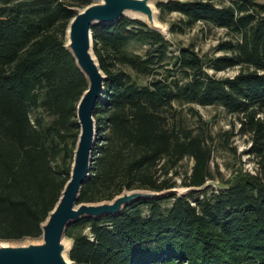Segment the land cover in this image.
Here are the masks:
<instances>
[{"label": "trees", "instance_id": "16d2710c", "mask_svg": "<svg viewBox=\"0 0 264 264\" xmlns=\"http://www.w3.org/2000/svg\"><path fill=\"white\" fill-rule=\"evenodd\" d=\"M93 2L0 0V240L41 238L70 178L80 134L77 106L88 81L66 35L72 18ZM156 6L181 15L173 32L202 22L232 37L219 43L222 55H202L193 44L173 53L167 37L141 19L93 25L106 81L78 204L111 200L124 190L171 189L176 181L158 171L167 174L170 162L186 156L195 163L185 186L213 178L205 139L167 127L165 111L174 102L242 114L260 169H238L217 189L138 199L116 215L73 221L65 233L72 239L68 255L75 264H264V2L163 0ZM133 40L147 46L144 54L126 52ZM116 62L149 81L139 83ZM236 67L228 77L209 71Z\"/></svg>", "mask_w": 264, "mask_h": 264}, {"label": "water", "instance_id": "95a60500", "mask_svg": "<svg viewBox=\"0 0 264 264\" xmlns=\"http://www.w3.org/2000/svg\"><path fill=\"white\" fill-rule=\"evenodd\" d=\"M127 11L145 15L147 21H143L151 28L164 30L162 24L156 21L153 0H99L80 9L70 21L66 47L74 55L88 81V87L77 106L80 134L74 152L71 175L54 209L42 224V239L21 244L1 242L0 264H75L68 255L72 243L64 239L71 222L85 216L116 215L126 205L138 199L158 197L175 190L172 188L161 192L147 189L124 190L111 200L78 204L81 186L91 169L92 148L96 139L94 109L105 91L106 81V74L94 53L92 27L96 23H115L123 16L131 17L126 14Z\"/></svg>", "mask_w": 264, "mask_h": 264}, {"label": "rangeland", "instance_id": "374dc122", "mask_svg": "<svg viewBox=\"0 0 264 264\" xmlns=\"http://www.w3.org/2000/svg\"><path fill=\"white\" fill-rule=\"evenodd\" d=\"M160 0L154 1L157 11V17L164 30H160L170 41V50L173 53L178 52L179 45L193 44L196 50L202 55H222L223 52L217 51L221 41L229 39L232 35L227 34V30L212 25H205L202 22L197 23L193 28L185 32H173L171 26L174 23H181V15L177 12L162 13L156 6ZM166 1V0H165ZM191 1V0H180ZM218 5H226L230 0H211ZM264 2V0H256ZM99 2V0H94ZM147 46L138 40L131 41L125 48L126 52L135 54H144ZM116 69H123L131 74L139 83H146L150 78L146 76L139 77L134 70L127 65L116 62ZM238 67L226 71L214 73L217 77H228L237 73ZM167 127L175 130L181 136L186 131L192 135H200L205 139L206 144L211 149V173L210 178L205 186L188 187L183 181L191 174L192 167L195 163L193 157L186 156L177 163L170 162L169 172L167 174L160 169L158 174L162 177H172L176 181L171 193L177 195L187 194L192 189L203 190L205 187L220 188L226 185L224 182L230 180L236 170L242 169L252 173L260 169L259 161L262 157L252 153L251 135L242 131V114L229 112L221 105H201L198 103H179L174 102L172 106L165 111ZM165 159L161 161V164ZM160 164V165H161ZM160 165L158 167H160ZM264 175V169L262 170ZM210 191V190H209ZM211 192V191H210ZM172 200L167 199L163 202L165 207L171 204ZM42 238H24L20 240H0L1 242H11L15 244L27 243L30 241H39ZM66 241L72 243V239L65 237Z\"/></svg>", "mask_w": 264, "mask_h": 264}, {"label": "bare ground", "instance_id": "6f19581e", "mask_svg": "<svg viewBox=\"0 0 264 264\" xmlns=\"http://www.w3.org/2000/svg\"><path fill=\"white\" fill-rule=\"evenodd\" d=\"M153 2H154V0H153ZM126 14L131 16V17H137V18H140L142 20L147 21L145 15H143V14H140V13H137V12H131V11H127ZM155 15H157L156 11H155ZM156 21L160 24V21L158 20V17H157ZM68 248H69V245H68Z\"/></svg>", "mask_w": 264, "mask_h": 264}]
</instances>
